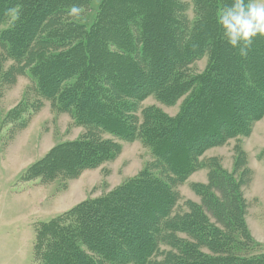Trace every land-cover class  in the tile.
Here are the masks:
<instances>
[{
    "label": "trees",
    "instance_id": "trees-1",
    "mask_svg": "<svg viewBox=\"0 0 264 264\" xmlns=\"http://www.w3.org/2000/svg\"><path fill=\"white\" fill-rule=\"evenodd\" d=\"M87 2L0 0V49L13 62L5 82L26 76L33 112L51 102L87 131L56 145L26 178L70 180L113 160L119 145L104 134L140 140L153 163L110 194L40 223L34 264H264L239 186L215 161L208 183L193 188L201 203L175 211L176 187L198 169L199 154L247 136L262 117L264 38L246 58L223 41L217 18L231 0H193V23L179 0H102L89 30L67 15ZM203 56L208 67L187 78ZM189 91L174 118L155 106L137 116L146 97L172 106Z\"/></svg>",
    "mask_w": 264,
    "mask_h": 264
},
{
    "label": "rangeland",
    "instance_id": "rangeland-1",
    "mask_svg": "<svg viewBox=\"0 0 264 264\" xmlns=\"http://www.w3.org/2000/svg\"><path fill=\"white\" fill-rule=\"evenodd\" d=\"M179 1L188 5L186 16L193 23V0ZM101 2L89 0L80 7L78 16L68 18L89 30L95 23ZM12 64L0 49V264H34L35 232L40 223L50 221L85 200L110 194L150 168L153 158L150 149L138 139L125 142L104 134L102 139H113L119 145L113 160L70 180L48 184H41L39 178L28 180L26 173L30 166L56 145L79 140L87 131L75 124L70 113L58 111L51 102L43 101L33 112L37 98L30 80L26 76H17L9 84L4 80ZM208 64L207 56L200 57L187 67L186 77L201 75ZM189 94L190 91L172 106H164L152 96L146 97L139 104L137 116L140 117L144 108L155 106L174 118ZM20 122L25 125L16 130ZM240 152L243 153L242 161L238 162ZM213 161L238 184L245 201L247 230L264 253V113L252 122L247 136L229 139L199 154L198 169L176 187L175 211H185L186 202L201 203L193 188L208 183V167ZM209 219L215 223L211 214Z\"/></svg>",
    "mask_w": 264,
    "mask_h": 264
},
{
    "label": "clouds",
    "instance_id": "clouds-1",
    "mask_svg": "<svg viewBox=\"0 0 264 264\" xmlns=\"http://www.w3.org/2000/svg\"><path fill=\"white\" fill-rule=\"evenodd\" d=\"M80 7L73 5L68 16H78ZM223 41L240 57L246 58L254 39L264 38V0H231L217 18Z\"/></svg>",
    "mask_w": 264,
    "mask_h": 264
}]
</instances>
